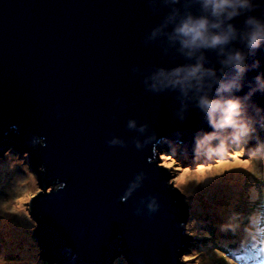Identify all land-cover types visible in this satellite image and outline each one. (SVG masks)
Instances as JSON below:
<instances>
[{"label":"water","instance_id":"95a60500","mask_svg":"<svg viewBox=\"0 0 264 264\" xmlns=\"http://www.w3.org/2000/svg\"><path fill=\"white\" fill-rule=\"evenodd\" d=\"M253 4L225 22L237 39L189 57L175 28L208 15L201 0H0V154L22 160L37 187L28 212L41 260L184 264L189 209L155 155L208 149L198 98L234 76L223 61L236 51L249 65L233 93L250 128L239 138L264 133V48L244 39L250 17L264 21V0ZM198 62L217 73L202 92L160 83Z\"/></svg>","mask_w":264,"mask_h":264},{"label":"rangeland","instance_id":"374dc122","mask_svg":"<svg viewBox=\"0 0 264 264\" xmlns=\"http://www.w3.org/2000/svg\"><path fill=\"white\" fill-rule=\"evenodd\" d=\"M247 138H220L208 149H199L189 156L176 153L155 155L170 173V183L185 196L189 209L185 227L188 245L181 258L184 264H234L222 254L216 257V247L236 244L239 248L255 237L257 240L249 244L247 250L253 252L251 264L264 263V158L258 159L264 154V133L249 137V141ZM221 141L223 146L218 150L219 154H210L209 148H218ZM239 157L241 164L251 161L253 169L240 167L211 171L219 169L221 163H235ZM202 167L209 171L200 179L184 180L186 170L198 172ZM0 180V203L5 205L0 211V264H47L33 250L28 210L38 190L26 164L14 154H0ZM186 182L188 186H185ZM222 193L226 195L225 206L230 205L231 210H223L220 206L219 195ZM25 195L28 200L22 207L18 206L17 201ZM10 208H18V218L14 222L10 218ZM229 213L231 216L225 218ZM249 229L254 233L242 234ZM261 250L263 254H260ZM113 264L128 263L119 258Z\"/></svg>","mask_w":264,"mask_h":264},{"label":"clouds","instance_id":"9594fccd","mask_svg":"<svg viewBox=\"0 0 264 264\" xmlns=\"http://www.w3.org/2000/svg\"><path fill=\"white\" fill-rule=\"evenodd\" d=\"M178 2V0H177ZM202 7L208 15L196 17L189 15L176 28L175 35L183 49L188 50L189 57L195 51L206 49H223L238 38V31L230 22L240 16L244 11L254 8L253 0H201ZM211 17V19H210ZM246 24L249 31L246 33L245 44L250 51H258L264 48V21L255 17H250ZM248 56L240 51L228 53L223 65L234 71V76L225 81L217 80L219 88L215 98L204 94L198 98V107L208 118L213 132L203 134L198 138V146L204 148L213 141L220 140L221 133L231 130V134L239 139L240 136L247 135L250 131L249 124L243 119L245 116L244 99L235 96L233 93L242 88L241 79L249 71ZM259 65L257 64L256 67ZM217 73L213 69L205 68L203 63H196L179 67L171 73L161 72L160 83L164 87L179 88L184 94L189 90L195 89L202 92L206 77H216ZM256 82L260 89L264 90V77H256ZM227 94V95H226ZM220 146L216 149L209 148L210 154H219ZM241 156V155H240ZM246 167L253 169L252 164H241L240 157L235 163H221L219 169H233ZM209 169L202 167L200 171L186 170L185 181L200 179L201 175L207 173ZM28 200L25 195L17 201L18 206L22 207ZM13 209V211H17Z\"/></svg>","mask_w":264,"mask_h":264},{"label":"bare ground","instance_id":"6f19581e","mask_svg":"<svg viewBox=\"0 0 264 264\" xmlns=\"http://www.w3.org/2000/svg\"><path fill=\"white\" fill-rule=\"evenodd\" d=\"M249 137L247 138V141H249ZM31 178V177H30ZM1 181V180H0ZM185 186H188V183L186 182V184H185ZM220 197H219V199H220V206L223 208V210L225 209H228V210H231V207H230V205H228V206H225L226 204H225V196L226 195H224V193H222V194H220L219 195ZM3 207H5V205L3 204V203H0V211H3L4 209H3ZM217 208V207H216ZM218 209H221V208H218ZM18 213L19 212H17V211H13V209L11 210V208H10V214L12 215V217H10L12 220H13V222L15 221V219H17L18 218ZM8 215H9V213H8ZM20 216H21V218H24L25 216H23L22 214H21V212H20ZM231 216V214L229 213V214H226V216H225V218L226 217H230ZM258 226V225H257ZM245 232H253L252 230H245V231H243L242 232V234L243 233H245ZM254 233V232H253ZM16 234V233H15ZM233 236V235H232ZM245 239H249V238H247L246 236H245ZM250 241V240H249ZM22 243V241L19 243V244H21ZM232 245V244H231ZM231 245H227L226 247H230ZM258 252H256V254H257Z\"/></svg>","mask_w":264,"mask_h":264},{"label":"trees","instance_id":"16d2710c","mask_svg":"<svg viewBox=\"0 0 264 264\" xmlns=\"http://www.w3.org/2000/svg\"><path fill=\"white\" fill-rule=\"evenodd\" d=\"M30 150H31V152H33L34 150H35V147L34 146H32L31 148H30ZM260 156V155H259ZM264 158V154L262 155V156H260V157H258V159L260 160V159H263ZM260 162H262V161H260ZM234 188V187H233ZM214 254L216 255V257L217 256H221V254L222 255H224L227 259H229L230 258V260L232 261L233 259H235V261L236 262H233L234 264H251L250 262V260H245V261H239V260H236V258L233 256V255H228L227 254V249L226 248H223L222 247V245H219V246H217L216 247V249H215V252H214ZM227 255V256H226ZM249 256H247V258H248ZM231 258H233V259H231ZM246 258V259H247ZM238 259V258H237ZM243 260V259H242ZM255 264H260V261L259 262H256Z\"/></svg>","mask_w":264,"mask_h":264},{"label":"snow or ice","instance_id":"6c2138e0","mask_svg":"<svg viewBox=\"0 0 264 264\" xmlns=\"http://www.w3.org/2000/svg\"><path fill=\"white\" fill-rule=\"evenodd\" d=\"M249 164H252V162L250 161ZM246 168V167H245ZM233 169H236V168H233Z\"/></svg>","mask_w":264,"mask_h":264}]
</instances>
